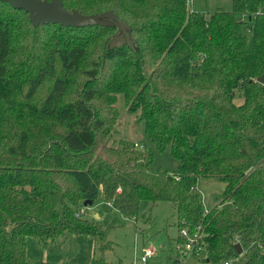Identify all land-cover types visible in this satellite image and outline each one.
<instances>
[{
	"label": "trees",
	"instance_id": "1",
	"mask_svg": "<svg viewBox=\"0 0 264 264\" xmlns=\"http://www.w3.org/2000/svg\"><path fill=\"white\" fill-rule=\"evenodd\" d=\"M62 2L115 15L130 42L110 49L116 22L35 27L0 2V264H45L29 259L28 238L71 234L94 237L91 264H114L107 230L76 216L100 196L133 219L145 201L173 203L179 236L201 232L202 264H264V0L210 15L192 0ZM119 94L177 170L155 171L151 148L114 139ZM202 178L226 183L221 202L206 205Z\"/></svg>",
	"mask_w": 264,
	"mask_h": 264
},
{
	"label": "rangeland",
	"instance_id": "2",
	"mask_svg": "<svg viewBox=\"0 0 264 264\" xmlns=\"http://www.w3.org/2000/svg\"><path fill=\"white\" fill-rule=\"evenodd\" d=\"M191 6L197 13L210 15L220 8L232 11L233 0H192ZM236 102L241 104L243 99L238 96ZM117 107L120 112V125L114 139L118 141L127 139L142 147L151 148L155 154L152 165L155 171L177 170L180 161L171 155L170 148L160 151L151 141L146 133L145 123L140 121V113L129 114L123 94L117 95ZM198 188L204 196L206 205L210 206L212 198L217 203L222 201L226 183L213 178H202L198 182ZM96 214L101 219H96ZM85 217L95 218L107 230L108 240L113 248L107 252L108 261L117 263L121 260L132 264L144 250L145 245H149L159 253L166 249L173 257H178L182 264H202L197 255L182 260L185 243L178 241L177 215L171 202L153 205L152 202L145 201L141 205L139 218L133 219L109 205L100 196L95 205L87 208ZM145 221L152 226L143 230L141 226L146 224ZM27 248L32 262L45 264H91L92 257L99 252L94 237L85 234H71L68 239L48 246L30 237Z\"/></svg>",
	"mask_w": 264,
	"mask_h": 264
},
{
	"label": "water",
	"instance_id": "3",
	"mask_svg": "<svg viewBox=\"0 0 264 264\" xmlns=\"http://www.w3.org/2000/svg\"><path fill=\"white\" fill-rule=\"evenodd\" d=\"M0 2L9 4L16 10H22L29 15L31 23L38 27L40 25H60L63 27L85 28L92 26L114 27L115 22L118 23L119 29L117 35L110 41V49L121 48L130 42L127 29L123 21L119 20L111 13L100 15L85 16L78 11L69 12L64 8L62 0H0ZM258 82L264 85V76ZM214 202L212 198L210 204ZM85 206L94 205L93 201L87 200ZM146 228L145 224L141 226ZM238 250L242 251L240 244H237Z\"/></svg>",
	"mask_w": 264,
	"mask_h": 264
},
{
	"label": "built area",
	"instance_id": "4",
	"mask_svg": "<svg viewBox=\"0 0 264 264\" xmlns=\"http://www.w3.org/2000/svg\"><path fill=\"white\" fill-rule=\"evenodd\" d=\"M136 146H140L139 144H136ZM142 147V146H140ZM89 208V206L82 205L77 211L76 216L78 217H85L86 216V210ZM181 238L184 239L185 243V253L183 254V259L185 261L186 257L191 255H197L199 257H202L204 255V252L206 250L201 237L200 230L196 231L195 233H191L187 228H183L180 231ZM152 249H147L145 251V254L142 256L141 261L143 263H146L148 260V257L153 254ZM174 264H182L180 260H178ZM225 264H229V262H226Z\"/></svg>",
	"mask_w": 264,
	"mask_h": 264
},
{
	"label": "crops",
	"instance_id": "5",
	"mask_svg": "<svg viewBox=\"0 0 264 264\" xmlns=\"http://www.w3.org/2000/svg\"><path fill=\"white\" fill-rule=\"evenodd\" d=\"M102 197V200H103V196H101ZM109 205H111V206H113L112 205V203H109V202H107ZM95 205V204H94ZM114 207V206H113ZM115 208V207H114ZM116 209V208H115ZM96 219H98L99 218V215L98 214H96V217H95ZM99 219H101V217L99 218ZM99 223V222H98ZM144 223H146L145 224V226H146V228L145 229H143V230H146V229H149L152 225H151V223H149V222H144ZM179 238H180V236H179ZM179 238H178V241H180V242H182L183 241V239H181L180 238V240H179ZM184 242V241H183ZM165 246V245H164ZM147 249H152V247L151 246H149V245H145V247H144V250L136 257V259H134V261H133V263L132 264H174V263H176L179 259H178V257H173L172 255H171V253H169L166 249H164V251L162 252V253H159L158 251H156V250H154V249H152L153 250V254L151 255V256H149L148 257V260H147V262L146 263H143L142 261H141V258H142V256L145 254V251L147 250ZM113 250V248H111V249H109V250H107L106 251V258H108L107 257V255H108V253L107 252H110V251H112ZM27 255H28V257H29V250H28V248H27ZM93 258V257H92ZM108 260V259H107ZM110 262H112V261H110ZM114 264H131V263H126V262H123V261H118L117 263H115V262H113Z\"/></svg>",
	"mask_w": 264,
	"mask_h": 264
}]
</instances>
